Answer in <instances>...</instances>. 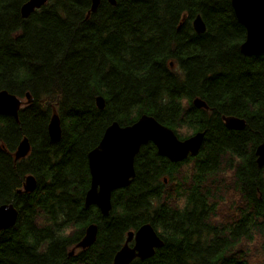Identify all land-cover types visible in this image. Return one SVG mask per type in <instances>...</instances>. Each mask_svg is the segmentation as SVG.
<instances>
[{
  "label": "trees",
  "instance_id": "trees-1",
  "mask_svg": "<svg viewBox=\"0 0 264 264\" xmlns=\"http://www.w3.org/2000/svg\"><path fill=\"white\" fill-rule=\"evenodd\" d=\"M25 1L0 0V91L32 98L17 119L0 111V204L17 210L0 231V264H112L127 232L144 223L163 245L130 264H260L246 248L258 238L264 251V166L253 154L264 134V52H240L245 29L231 1L101 0L87 16L90 0H47L22 18ZM196 14L202 34L191 25ZM53 112L58 140L47 133ZM142 113L175 132L205 130L200 153L172 163L149 142L109 214L85 208L87 152L112 121L129 125ZM224 116L246 126L228 129ZM24 137L31 152L14 160ZM26 174L37 186L17 193ZM89 223L95 242L68 255Z\"/></svg>",
  "mask_w": 264,
  "mask_h": 264
},
{
  "label": "water",
  "instance_id": "water-1",
  "mask_svg": "<svg viewBox=\"0 0 264 264\" xmlns=\"http://www.w3.org/2000/svg\"><path fill=\"white\" fill-rule=\"evenodd\" d=\"M101 0H90L87 16L96 11ZM237 20L245 29V38L239 45L240 52L245 56H255L264 52V0H230ZM47 0H27L20 7L22 18H27L34 10L43 6ZM111 5L116 0H107ZM191 25L196 34L206 30V24L200 14H196ZM171 65V63H170ZM26 103L32 98L27 92ZM24 101L7 90L0 91V111L18 118V111ZM97 108L103 109L104 98L96 96ZM193 104L197 108H207L206 103L195 98ZM227 128L241 130L245 121L235 116L223 117ZM47 133L52 140L61 136V121L54 113L47 124ZM205 136V130L195 131L185 138H179L171 127L160 123L154 116L142 113L129 125H120L112 121L103 131L95 147L87 152L89 185L84 194V207L95 206L102 216H107L112 208L111 197L116 190L128 187L135 177L134 160L141 146L152 143L159 155L172 163L182 162L188 157L198 154ZM31 144L27 137L22 138L14 151V159L26 157ZM256 163L264 164V137L256 147ZM166 181V180H165ZM37 181L34 175L27 174L21 189L17 193H31ZM17 219V210L12 203L0 205V231L12 227ZM98 227L89 223L84 227L83 235L75 243L68 255L75 249H86L91 246L97 236ZM131 243V244H130ZM163 245L162 239L150 223H144L135 230L127 232L123 245L115 252L112 264H130L134 259L140 260L153 256L156 248Z\"/></svg>",
  "mask_w": 264,
  "mask_h": 264
},
{
  "label": "rangeland",
  "instance_id": "rangeland-1",
  "mask_svg": "<svg viewBox=\"0 0 264 264\" xmlns=\"http://www.w3.org/2000/svg\"><path fill=\"white\" fill-rule=\"evenodd\" d=\"M21 99H22L23 101H26V99H25L24 97H22ZM23 106H24V104H23ZM176 133H177V135H178L180 138H184V137H187V136H189L190 134H192V133L189 131V129H187V128L183 127V126L180 127V128H178ZM26 157H28V155H27ZM26 157H24V158H26ZM192 167H193L192 163L187 162L186 164L182 165V167H181L182 169H181V170L183 171V174H184V175H188V176L190 177L191 174L193 173V169H192ZM25 176H26V175H25ZM25 176H24V177H25ZM224 178H225L226 182L230 181V173L224 175ZM231 192H232V191H231ZM228 198H229L230 200L233 199L231 193H229ZM236 198H237V197H236ZM236 198H235V199H236ZM182 205H183V203L180 202V205H179V206H182ZM261 247H262V246H261V241L257 238V239H255V241L253 240L252 242H249L248 245H247V248H246V249H247L250 253H252V255L254 254V259H255V260L259 259L260 264H264V251L262 250Z\"/></svg>",
  "mask_w": 264,
  "mask_h": 264
},
{
  "label": "bare ground",
  "instance_id": "bare-ground-1",
  "mask_svg": "<svg viewBox=\"0 0 264 264\" xmlns=\"http://www.w3.org/2000/svg\"><path fill=\"white\" fill-rule=\"evenodd\" d=\"M199 99H200V98H199ZM224 117H225V116H224ZM223 122H224V120H223ZM224 124H225V123H224ZM225 126H226V125H225ZM228 129H229V128H228ZM263 137H264V135H263ZM262 140H263V138H262ZM262 140H261V142H262ZM261 142H260V143H261ZM260 143H259V144H260ZM259 144H258V145H259ZM258 145H257V146H258ZM257 146H256V147H257ZM199 153H200V152H199ZM254 153H255V157H256V159H257L256 148H255V152H254ZM256 159H255V162H256ZM256 165H257V163H256ZM263 166H264V164H263L262 166H260V167H263ZM257 167H259V166L257 165ZM2 204H3V203H2ZM0 205H1V204H0Z\"/></svg>",
  "mask_w": 264,
  "mask_h": 264
},
{
  "label": "flooded vegetation",
  "instance_id": "flooded-vegetation-1",
  "mask_svg": "<svg viewBox=\"0 0 264 264\" xmlns=\"http://www.w3.org/2000/svg\"><path fill=\"white\" fill-rule=\"evenodd\" d=\"M245 126H246V124H245ZM237 131H239V130H237ZM264 135V134H263ZM256 148V147H255ZM255 148H254V151H253V154H254V156H255ZM255 159H256V157H255ZM256 163V162H255ZM257 166V165H256Z\"/></svg>",
  "mask_w": 264,
  "mask_h": 264
}]
</instances>
